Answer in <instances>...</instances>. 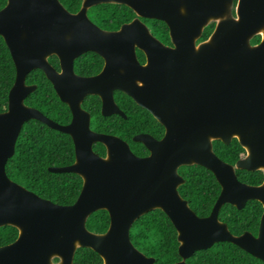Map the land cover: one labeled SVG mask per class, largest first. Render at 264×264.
<instances>
[{
  "label": "water",
  "instance_id": "water-1",
  "mask_svg": "<svg viewBox=\"0 0 264 264\" xmlns=\"http://www.w3.org/2000/svg\"><path fill=\"white\" fill-rule=\"evenodd\" d=\"M108 2L165 22L174 48L139 19L117 32L98 27L88 9ZM232 10L233 0H84L73 14L59 0H8L0 10V36L11 51L17 77L8 107L0 112V227L13 226L19 235L0 247V264H74L80 248L92 249L104 264H154L130 238L135 221L154 210L163 211L177 231L182 260L176 264H187L197 251L219 242H230L264 261V212L257 237L250 232L233 235L219 219L224 204L241 210L257 200L264 208V180L248 185L236 175V169L264 173V0H239L236 17ZM212 22L213 33L198 44ZM259 34L262 41L252 45ZM138 49L147 64L139 62ZM88 51L104 57L105 66L98 75L85 77L76 74L74 62ZM53 54L60 58L61 71L48 60ZM36 69L45 72L70 106L69 124L25 105L37 89L26 82ZM115 91L130 96L165 128L161 140L147 134L134 137L149 156L137 157L120 138L90 129V114L82 106L90 94L102 99L104 117H126ZM32 119L73 140L75 161L49 167L54 173L81 176L82 188L73 204L41 198L7 175L21 130ZM233 138L247 154L230 165L217 157L213 141L229 144ZM95 143L106 148L105 157L94 152ZM191 165L211 171L221 187L207 217H199L178 190L185 182L179 167ZM101 210L108 212L110 226L96 234L87 229V221Z\"/></svg>",
  "mask_w": 264,
  "mask_h": 264
},
{
  "label": "trees",
  "instance_id": "trees-1",
  "mask_svg": "<svg viewBox=\"0 0 264 264\" xmlns=\"http://www.w3.org/2000/svg\"><path fill=\"white\" fill-rule=\"evenodd\" d=\"M72 12L80 9L82 0H60ZM7 0H0V10ZM93 15L104 28L117 30L120 26L133 19V12L116 4H102L93 9ZM152 26L153 33L164 43L170 38L166 24L144 20ZM213 25L206 29L201 41L209 38ZM258 41V40H257ZM256 42V39L255 41ZM139 57L144 55L139 52ZM51 61L58 65V59ZM76 71L83 75L98 73L103 67V59L96 53L82 55L75 63ZM17 76V70L9 49L0 36V112L7 109L9 92ZM28 84H37V90L29 96L26 104L40 110L47 117L67 124L71 119L70 107L57 94L45 73L38 69L27 77ZM118 104L125 110L128 119L115 116L105 118L101 114V101L98 96H89L84 107L90 111L93 129L117 136L130 145L137 156L148 154L140 143L133 141L139 133H150L159 137L163 133L157 120L145 109L140 108L130 97L119 93ZM216 155L226 163L235 164L245 151L236 139L225 145L220 141L213 143ZM94 151L103 156L105 148L101 144L94 146ZM75 160V149L71 137L63 132L51 129L38 120L25 123L16 142L15 154L6 165V172L14 182L24 186L44 199L61 205L73 204L81 191L83 180L73 172L54 173L51 166L70 165ZM179 173L186 182L179 188L181 196L187 200L190 208L200 217L210 214L219 193L220 186L214 175L201 166H183ZM238 179L244 183L256 185L264 176L260 171L236 170ZM262 206L251 201L242 209L226 204L219 218L226 222L230 231L240 235L245 231L257 232ZM110 225L108 212L101 210L92 214L87 221V228L93 233L103 234ZM18 237V229L13 226L0 227V246L12 243ZM130 237L135 247L148 257H154L156 264H172L180 260L177 231L169 218L161 210L151 211L135 221ZM75 264H102V258L89 248L77 250ZM188 264H264L248 252L229 242L216 243L212 248L197 251Z\"/></svg>",
  "mask_w": 264,
  "mask_h": 264
},
{
  "label": "flooded vegetation",
  "instance_id": "flooded-vegetation-1",
  "mask_svg": "<svg viewBox=\"0 0 264 264\" xmlns=\"http://www.w3.org/2000/svg\"><path fill=\"white\" fill-rule=\"evenodd\" d=\"M60 1V0H59ZM83 1L84 0H82V4H81V7H82V5H83ZM61 2V1H60ZM7 3H8V0H7ZM7 3H6V5H7ZM238 3H239V0H233V10H232V14H233V16L234 17H236L237 16V14H236V8H237V5H238ZM61 4L64 6V4L61 2ZM102 4H116V3H112V2H108V3H99V4H95V5H93V6H91L89 9H88V17L90 18V20L93 22V23H95L98 27H100L101 29H103V30H106V31H111V32H117V31H119L124 25H126V24H129V23H132L133 21H135V20H137V19H139V20H141L142 22H144V20H150V21H154V22H162V23H164V24H166L165 22H163V21H161V20H158V19H148V18H146V19H144V18H141V17H139L138 15H137V13L133 10V9H131L130 7H128V6H126V5H119V4H116V5H119V6H124V7H126V8H128V9H130L132 12H133V14H134V17H133V19L131 20V21H129V22H126V23H124V24H122L121 26H120V28L119 29H117V30H111V29H107V28H104L103 26L104 25H102V23L100 22V21H98V20H96L95 19V17H94V15H93V8L94 7H97V6H99V5H102ZM5 5V6H6ZM4 6V7H5ZM3 7V8H4ZM65 7V6H64ZM81 7H80V9H81ZM2 8V9H3ZM66 8V7H65ZM67 9V8H66ZM80 9L79 10H77V11H75V12H72V11H70L69 9H67L70 13H73V14H76V13H78L79 11H80ZM178 22H179V24H181V22H182V19H178ZM146 25H147V27L149 28V30L151 31V33L159 40V41H161L154 33H153V31L151 30L152 29V26H150V25H148L146 22H144ZM213 25V29H215V27H216V22H212V23H210L205 29H204V31H203V33H202V36H201V38L199 39V41H198V44L199 43H201L202 41H201V39H202V37H203V35H204V33H205V31H206V29L207 28H209V27H211ZM166 26H167V30H168V35H169V38H170V42L167 44V43H164V42H162L163 44H165L166 46H169V47H171V48H174V45H173V42H172V34H171V28L166 24ZM214 31V30H213ZM213 31H212V33H213ZM211 33V34H212ZM210 34V35H211ZM2 37V36H1ZM210 37V36H209ZM3 38V37H2ZM255 39H256V42H254L255 41ZM258 40V41H257ZM5 41V40H4ZM262 41V35L261 34H259V35H256L252 40H251V44L252 45H258V44H260V42ZM6 43V42H5ZM8 47V46H7ZM9 49V48H8ZM10 52V54H11V51H9ZM90 52H93V53H96V54H98L97 52H95V51H88V52H85V53H83L82 55H85V54H87V53H90ZM139 52H141L143 55H144V53L142 52V51H140L139 49L137 50V58H138V60H139V62L142 64V65H145V64H147V58H146V56L144 55V60H143V58H140L139 56ZM82 55H80L77 59H79ZM102 59H103V67H102V69L98 72V73H95V74H92V75H83V74H80L79 72H77L76 71V67H75V63H76V60H75V62H74V67H75V72H76V74H78V75H81V76H85V77H90V76H95V75H98L102 70H103V68H104V66H105V59H104V57H102L100 54H98ZM11 57H12V54H11ZM52 57H56L57 59H58V65H55L52 61H51V58ZM12 59H13V57H12ZM48 60H49V62H50V64L56 69V70H58V71H61V69H62V67H61V61H60V58H59V56L58 55H56V54H53V55H51L49 58H48ZM13 62H14V60H13ZM14 64H15V62H14ZM16 67V66H15ZM17 70V69H16ZM36 70H38V69H36ZM40 70H42V69H40ZM34 71V70H33ZM32 71V72H33ZM43 71V70H42ZM44 72V71H43ZM31 73V72H30ZM29 73V74H30ZM45 73V72H44ZM28 74V75H29ZM46 75V74H45ZM17 77V76H16ZM28 77V76H27ZM47 77V76H46ZM47 79H48V77H47ZM49 80V79H48ZM50 81V80H49ZM26 82H27V80H26ZM51 82V81H50ZM52 83V82H51ZM15 84V83H14ZM28 84V83H27ZM28 85H37V84H28ZM52 85H53V83H52ZM54 86V85H53ZM37 88H38V85H37ZM37 90V89H36ZM57 92V91H56ZM34 93V92H33ZM32 93V94H33ZM119 93H121L122 95H125V96H127V97H130V96H128V95H126L125 93H123V92H121V91H115V93H114V95H115V101H116V104L118 105V107L120 108V110L126 115V117H124L123 115H119V114H115V115H112V116H108V117H105V118H111V117H115V116H119V117H123V119H128V115L125 113V110L123 109V108H121V106L118 104V101H117V96H119ZM58 94V93H57ZM98 96L99 97V95H96V94H90V95H88L87 97H89V96ZM30 96V95H29ZM29 96L27 97V99L29 98ZM60 97V96H59ZM86 97V98H87ZM86 98L84 99V102H85V100H86ZM131 98V97H130ZM26 99V100H27ZM99 99H100V101H101V114H102V116H103V113H102V106H103V102H102V99L99 97ZM132 99V98H131ZM26 100H25V105H27L26 104ZM62 100V99H61ZM133 100V99H132ZM63 101V100H62ZM134 101V100H133ZM64 102V101H63ZM84 102H83V104H82V106H83V108L86 110V111H88L85 107H84ZM135 102V101H134ZM65 103V102H64ZM136 104H137V102H135ZM67 104V103H66ZM138 105V104H137ZM27 106H29V107H32V106H30V105H27ZM140 108H142L140 105H138ZM8 107V106H7ZM70 107V106H69ZM33 108H35V107H33ZM35 109H37V108H35ZM71 109V108H70ZM142 109H144V108H142ZM38 110V109H37ZM146 110V109H145ZM40 111V110H39ZM148 111V110H147ZM89 112V114H90V111H88ZM149 112V111H148ZM70 113H71V110H70ZM150 113V112H149ZM151 114V113H150ZM152 115V114H151ZM46 116V115H45ZM153 116V115H152ZM47 117V116H46ZM104 117V116H103ZM154 117V116H153ZM49 118V117H48ZM155 118V117H154ZM49 119H51V118H49ZM71 119H72V113H71ZM71 119H70V121L67 123V124H69L70 122H71ZM156 119V118H155ZM35 120V119H34ZM53 120V119H52ZM157 120V119H156ZM53 121H55V120H53ZM91 121H92V116H91V114H90V129L93 131V132H95V133H98V134H104V135H109V136H114V135H110V134H105V133H102V132H99V131H97V130H95V129H93V127L91 126L92 125V123H91ZM55 122H57V121H55ZM157 122L159 123V125L162 127V129H163V133H162V135L161 136H159V137H155V136H153L152 134H150V133H139V134H137V135H140V134H147V135H150V136H152L155 140H161L163 137H164V135H165V128L161 125V123L157 120ZM27 123V122H26ZM57 123H59V122H57ZM59 124H61V123H59ZM67 124H61V125H67ZM25 125V124H24ZM24 127V126H23ZM49 127V126H48ZM23 129V128H22ZM52 129V128H51ZM136 135V136H137ZM115 137H117V136H115ZM135 137V136H134ZM119 138V137H118ZM72 139V138H71ZM121 139V138H120ZM134 139V138H133ZM233 139H236V138H233ZM232 139V140H233ZM122 140V139H121ZM231 140V141H232ZM237 140V139H236ZM73 141V140H72ZM124 141V140H123ZM215 141H219V140H215ZM215 141H213V143L215 142ZM238 141V140H237ZM125 142V141H124ZM221 142V141H220ZM127 143V142H126ZM136 143V142H135ZM222 143V142H221ZM231 143V142H230ZM229 143V144H230ZM239 143V142H238ZM74 144V143H73ZM96 144H100V143H95L94 145H93V150H94V146L96 145ZM128 144V143H127ZM141 144V143H140ZM224 144V143H223ZM102 145V144H101ZM129 145V144H128ZM143 145V144H142ZM225 145H228V144H225ZM130 146V145H129ZM144 146V145H143ZM241 146V145H240ZM242 147V146H241ZM105 148V147H104ZM144 148L147 150V152H148V154H146V155H144V156H137L136 154H134V155H136L137 157H147V156H149L150 155V152H149V150L144 146ZM243 148V147H242ZM131 149V148H130ZM244 149V148H243ZM213 150H214V148H213ZM132 151V150H131ZM244 151H245V153H244V155L241 157V158H239L238 160H240V159H243V158H245V156H246V154H247V152H246V150L244 149ZM95 152V151H94ZM133 152V151H132ZM215 152V151H214ZM96 153V152H95ZM97 154V153H96ZM216 154V153H215ZM99 156H101V155H99ZM106 156V148H105V154L103 155V156H101V157H105ZM218 157V156H217ZM219 158V157H218ZM220 159V158H219ZM237 160V161H238ZM75 161V160H74ZM223 161V160H222ZM236 161V162H237ZM224 162V161H223ZM236 162H235V164H236ZM226 163V162H225ZM227 164H229V163H227ZM235 164H233V165H235ZM230 165H232V164H230ZM191 166H194V165H191ZM198 166V165H197ZM181 167H183V166H181ZM181 167H179V169L181 168ZM202 167V166H201ZM204 168V167H203ZM179 169H178V173H179ZM206 169V168H205ZM208 170V169H207ZM236 170H240V169H236ZM244 171H248V170H244ZM257 171H260V172H262V174H263V176H264V173H263V171H261V170H257ZM211 172V171H210ZM249 172H254V171H249ZM212 173V172H211ZM180 174V173H179ZM213 174V173H212ZM181 175V174H180ZM214 175V174H213ZM236 175H237V173H236ZM182 176V175H181ZM183 177V176H182ZM215 177V176H214ZM184 178V177H183ZM216 178V177H215ZM237 178H238V176H237ZM11 179V178H10ZM12 180V179H11ZM185 180V179H184ZM239 180V179H238ZM263 180H264V178H263ZM263 180H262V182H263ZM216 181H217V179H216ZM240 181V180H239ZM185 182H186V180H185ZM184 182V183H185ZM218 182V181H217ZM242 182V181H241ZM261 182V183H262ZM242 183H244V182H242ZM261 183H259V184H261ZM219 184V183H218ZM245 184H247V183H245ZM259 184H256V185H259ZM248 185H252V184H248ZM182 186V185H181ZM180 186V187H181ZM219 186H220V184H219ZM179 187V188H180ZM27 189V188H26ZM179 190V189H178ZM30 191V190H29ZM220 192H221V187H220ZM36 194V193H35ZM181 195V194H180ZM219 195H220V193H219ZM219 195H218V197H219ZM39 196V195H38ZM40 197V196H39ZM182 197V196H181ZM218 197H217V199H218ZM42 198V197H41ZM184 199V198H183ZM216 199V200H217ZM187 201V200H186ZM251 201H257V200H250V201H248L247 203H249V202H251ZM53 202V201H52ZM216 202V201H215ZM257 202H259V201H257ZM247 203H246V205H247ZM260 203V202H259ZM57 204V203H56ZM215 204V203H214ZM214 204H213V206H214ZM261 204V203H260ZM224 205H226V204H224ZM223 205V206H224ZM230 205V204H229ZM245 205V206H246ZM223 206H222V208H223ZM232 206V205H231ZM261 206H262V213H261V216H260V218H259V224H258V230H257V232L255 233V232H250V231H245V232H250V233H252V235H254L255 237H257L258 236V234H259V228H260V222H261V217H262V214H263V212H264V208H263V205L261 204ZM234 207V206H233ZM222 208H221V210H222ZM236 208V207H235ZM212 209H213V207H212ZM212 209H211V211H212ZM237 209V208H236ZM221 210H220V212H221ZM239 210V209H238ZM242 210V209H241ZM220 212H219V215H220ZM211 213V212H210ZM210 215V214H209ZM209 215H207V216H209ZM167 216V215H166ZM207 216H204V217H207ZM200 217V216H199ZM220 219V218H219ZM170 220V219H169ZM171 221V220H170ZM220 221H222L221 219H220ZM222 222H224V221H222ZM172 223V222H171ZM224 223H226V222H224ZM227 224V223H226ZM173 225V224H172ZM228 225V224H227ZM110 226V225H109ZM175 228V227H174ZM88 229V228H87ZM228 229H229V226H228ZM230 230V229H229ZM90 231V230H89ZM231 232V231H230ZM245 232H243V233H245ZM232 233V232H231ZM242 233V234H243ZM233 234V233H232ZM242 234H240V235H242ZM18 235H19V231H18ZM233 235H235V234H233ZM236 236H239V235H236ZM131 238V237H130ZM17 239V238H16ZM132 241V240H131ZM14 242V241H13ZM12 242V243H13ZM133 243V242H132ZM230 243V242H229ZM9 244H11V243H9ZM9 244H7V245H9ZM7 245H3V246H7ZM134 245V244H133ZM135 246V245H134ZM1 247V246H0ZM136 248V247H135ZM137 249V248H136ZM140 251V250H139ZM141 252V251H140ZM141 253H143V252H141ZM144 254V253H143ZM145 255V254H144ZM146 256V255H145ZM148 257V256H147ZM148 258H153L154 260H155V262H154V264H156V259L154 258V257H148ZM256 258V257H255ZM75 259V258H74ZM190 259V258H189ZM257 259H259V258H257ZM181 260H182V258H180V260H178L177 262H175V263H172V264H176V263H178V262H181ZM261 260V259H260ZM54 261H58V258H55L54 259ZM188 261V259L186 260V262ZM261 261H263V260H261ZM74 264H75V262H74ZM102 264H104V262H103V259H102ZM187 264H188V262H187Z\"/></svg>",
  "mask_w": 264,
  "mask_h": 264
}]
</instances>
